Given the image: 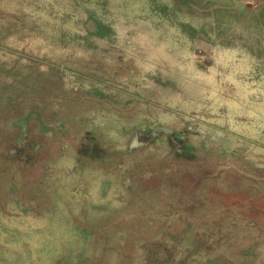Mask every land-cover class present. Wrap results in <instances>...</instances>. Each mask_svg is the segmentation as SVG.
Returning <instances> with one entry per match:
<instances>
[{"label":"rangeland","instance_id":"374dc122","mask_svg":"<svg viewBox=\"0 0 264 264\" xmlns=\"http://www.w3.org/2000/svg\"><path fill=\"white\" fill-rule=\"evenodd\" d=\"M0 264H264V0H0Z\"/></svg>","mask_w":264,"mask_h":264}]
</instances>
